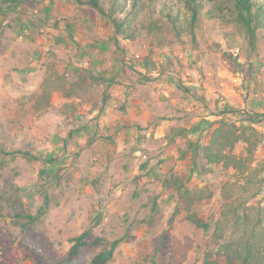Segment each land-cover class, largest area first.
Masks as SVG:
<instances>
[{
    "label": "rangeland",
    "instance_id": "obj_1",
    "mask_svg": "<svg viewBox=\"0 0 264 264\" xmlns=\"http://www.w3.org/2000/svg\"><path fill=\"white\" fill-rule=\"evenodd\" d=\"M85 1L0 0V264H57L84 232L100 242L74 264H90L117 239L109 264H204L207 253L226 264L213 225L233 171L183 153L189 141L209 142L221 111L264 112V32L252 50L227 19L207 18V6L195 33L177 36L155 2L130 40ZM145 58L167 72L129 63ZM90 73L116 82L70 99L54 90ZM69 103L76 112L62 113ZM177 127L184 135L169 143ZM256 157L264 159V143ZM174 175L213 193L193 206L209 231L166 184ZM257 201L264 206V193Z\"/></svg>",
    "mask_w": 264,
    "mask_h": 264
},
{
    "label": "trees",
    "instance_id": "obj_2",
    "mask_svg": "<svg viewBox=\"0 0 264 264\" xmlns=\"http://www.w3.org/2000/svg\"><path fill=\"white\" fill-rule=\"evenodd\" d=\"M159 2L162 4L161 14L172 25L177 36L194 34L201 20L205 7L209 6L206 16L209 19H227L234 26L240 36L248 41L252 50L257 49L259 31L264 32V0H111L106 6L105 0H86L85 4L98 9L108 16L118 36L133 40L136 29L132 26L146 5ZM223 3L225 5H221ZM129 60V59H128ZM131 66L145 70L148 73L163 74L167 68H158L150 59L141 61L129 60ZM141 74V73H140ZM150 81V77H142ZM63 81H60V84ZM116 81L103 75L90 73L86 80L74 83L72 89L65 84L54 90L60 91L64 98L70 99L87 86L105 84L112 86ZM49 95L45 98L48 99ZM105 95L104 103L108 102ZM78 105L69 103L61 112L72 114ZM229 113L239 115L238 121H231L221 117ZM218 120L212 124L209 142L202 145L200 140L189 141L184 157H191L193 161L202 156L208 165L220 166L226 171H233L232 179H228L221 187V212L213 225V234L218 242V255L225 259L226 264H264V206L257 200L264 193V159L256 157L259 146L264 143V132L258 127L264 123V112L244 109H226ZM199 127L193 129L194 134ZM184 135L181 127L173 128L169 135V143ZM243 144L244 150L236 153L237 147ZM185 204L189 220L197 227L209 231L212 225L201 220L193 206L203 200H208L213 193L207 189H191L185 181L173 176L166 180ZM29 218L34 221L32 215ZM88 232L72 239V246L68 256L57 264H74L81 251L88 245H97L100 239L89 242ZM121 239L113 241L110 248L97 253L90 264H109L114 258ZM212 253H207L204 264H215L211 259ZM155 264V263H153Z\"/></svg>",
    "mask_w": 264,
    "mask_h": 264
},
{
    "label": "crops",
    "instance_id": "obj_3",
    "mask_svg": "<svg viewBox=\"0 0 264 264\" xmlns=\"http://www.w3.org/2000/svg\"><path fill=\"white\" fill-rule=\"evenodd\" d=\"M111 96H112V94H111ZM133 100V99H132ZM212 116H214L213 114H211ZM136 116H138V115H136V114H134V117L135 118H137ZM131 119H133V118H131Z\"/></svg>",
    "mask_w": 264,
    "mask_h": 264
}]
</instances>
